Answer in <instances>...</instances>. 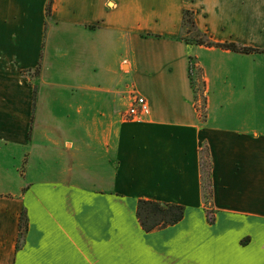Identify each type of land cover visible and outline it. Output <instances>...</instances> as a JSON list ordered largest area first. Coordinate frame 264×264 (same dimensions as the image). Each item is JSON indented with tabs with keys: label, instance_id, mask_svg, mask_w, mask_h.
I'll return each instance as SVG.
<instances>
[{
	"label": "crops",
	"instance_id": "crops-1",
	"mask_svg": "<svg viewBox=\"0 0 264 264\" xmlns=\"http://www.w3.org/2000/svg\"><path fill=\"white\" fill-rule=\"evenodd\" d=\"M48 3L0 0V264H264V53L182 33L189 9L213 42L264 49V0H191L155 27L118 0ZM133 87L143 120L122 117ZM140 200L184 218L146 231Z\"/></svg>",
	"mask_w": 264,
	"mask_h": 264
},
{
	"label": "trees",
	"instance_id": "trees-1",
	"mask_svg": "<svg viewBox=\"0 0 264 264\" xmlns=\"http://www.w3.org/2000/svg\"><path fill=\"white\" fill-rule=\"evenodd\" d=\"M54 0H49L47 7V14L50 15L52 12ZM189 15H193V12L190 10L184 11L183 17V29L187 30V33L196 32V35L201 34L202 32L198 29L195 18H192ZM183 30V31H184ZM204 34V33H202ZM205 38H198L196 40L186 39L188 42H195L197 44H206L208 46H217L227 48L236 52L242 53H264V49L255 48L252 46H241L236 43H224L219 44L213 42L207 34H204ZM192 38V37H191ZM206 103V100H205ZM201 163H202V174H203V193L206 204H211L212 198V182H211V169L212 163L210 159V153L208 146H205L201 151ZM138 218L146 231H153L156 229L165 228L170 225H174L181 221L184 218L185 207L183 205L172 204V203H160L151 200H140L138 205ZM208 220L213 223L214 213L210 208L208 210ZM21 231H20V242L25 236V233L28 228V219L27 215L24 212L21 217ZM21 244V243H20Z\"/></svg>",
	"mask_w": 264,
	"mask_h": 264
},
{
	"label": "rangeland",
	"instance_id": "rangeland-1",
	"mask_svg": "<svg viewBox=\"0 0 264 264\" xmlns=\"http://www.w3.org/2000/svg\"><path fill=\"white\" fill-rule=\"evenodd\" d=\"M190 1L191 0H118L120 4L118 13H120L122 17L130 13L132 22H138V20H141L142 16H146L147 19L151 21L150 24L155 27L157 25H160L161 23L162 25L165 24L167 25V24L178 23L179 20L181 21V17H182L181 4L189 3ZM189 16L195 18L194 12L193 15H189ZM183 30L184 29L182 23V33L186 39H190L191 41L192 40L194 41L198 38H202V39L205 38V35L202 33L199 35L198 34L196 35V32L188 34L187 30L184 31ZM246 37L249 39V41H252L254 43L257 42V35L255 31L252 32L250 31L249 35H247ZM149 45H147V47ZM158 46L159 45L156 44L154 47L157 48ZM205 57L207 63H210V60L208 59V55L203 54V59H205ZM190 77L195 90L198 92V99L200 100L201 106H199V103H197L198 105L197 107L201 112V114H205V97L203 93V87H204L203 72L202 69L195 64L194 61L191 63L190 66ZM229 78H230L229 81H232L231 77ZM141 80L142 79H137L139 83L141 82ZM234 80L237 83V79L234 78ZM211 95H214V91L211 93Z\"/></svg>",
	"mask_w": 264,
	"mask_h": 264
},
{
	"label": "built area",
	"instance_id": "built-area-1",
	"mask_svg": "<svg viewBox=\"0 0 264 264\" xmlns=\"http://www.w3.org/2000/svg\"><path fill=\"white\" fill-rule=\"evenodd\" d=\"M132 103L122 113L125 120H143L151 114V105L149 101L142 96L135 87L131 91Z\"/></svg>",
	"mask_w": 264,
	"mask_h": 264
}]
</instances>
